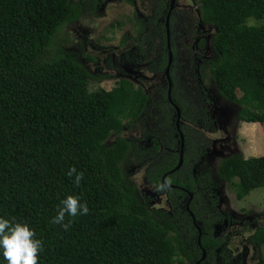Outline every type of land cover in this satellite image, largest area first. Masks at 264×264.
Listing matches in <instances>:
<instances>
[{
	"label": "trees",
	"instance_id": "obj_1",
	"mask_svg": "<svg viewBox=\"0 0 264 264\" xmlns=\"http://www.w3.org/2000/svg\"><path fill=\"white\" fill-rule=\"evenodd\" d=\"M196 2L203 20L216 29L209 72L218 94L240 106L237 122L264 125V0ZM88 3L0 0V216L34 231L42 246L37 264H184L182 252L192 261L182 237L186 226L166 211H150L127 172L132 143L123 135L125 127L138 125L139 140L149 134L144 86L93 74L81 55L63 46L68 39L60 34L80 19ZM110 80L116 85L107 90L102 84ZM164 115L166 134L171 119ZM201 140V147L186 145L179 168L185 176L178 170L167 182L195 186L186 164L189 155L200 149L204 154L208 146ZM177 159L165 154L157 159L148 180L172 170ZM218 174L240 199L264 190V155L225 159ZM69 195L86 204L87 214L65 212L61 223H53ZM206 208L198 207V219L206 221ZM210 239L203 236L201 245ZM250 242L263 246L264 229ZM0 264H6L2 256Z\"/></svg>",
	"mask_w": 264,
	"mask_h": 264
},
{
	"label": "flooded vegetation",
	"instance_id": "obj_2",
	"mask_svg": "<svg viewBox=\"0 0 264 264\" xmlns=\"http://www.w3.org/2000/svg\"><path fill=\"white\" fill-rule=\"evenodd\" d=\"M107 4H123L133 8L132 14L139 23L137 37L126 36L121 38L118 41V47H114L115 45L103 47L101 51L98 50V54L90 52L86 48L88 51L86 54L92 58L87 60L86 57L84 60L90 68L99 67V71L95 74H105L107 71V75L115 77L117 81L124 78L144 86L148 96L147 111L150 113L145 119L149 134L144 136V140H139L141 137L139 126H132L131 130L137 128V138L142 144L152 138L153 154L138 169L136 174L139 175L136 178L132 177L139 197L142 198V202L147 205L150 211H166L163 207H168L169 217L178 218L177 221L187 227L182 231V237L187 243H185L186 249L192 256V261L187 259L184 252L182 255L184 254V259L188 264H248L246 260H241L245 256L244 253L235 256L234 252L238 251L237 247L235 249L225 247L227 239L224 238V234L227 231H232V228L225 224V218L218 209L217 200L214 198L212 204L208 206L203 198V194L215 197L219 196V193L213 188L205 190L199 188L198 191L196 188L197 178L192 172L197 163L208 162L212 156H219L215 167L217 176L222 182L230 186V183L219 176L218 166L226 158L242 155L233 151L232 144H225L231 136V131L228 130L229 136L227 129L224 128L228 112L226 108L219 105V102L237 104L228 102L220 96L215 85L216 92L213 94L212 90L206 88L201 81L200 69L205 66L210 69V60L213 56L212 42L216 33L215 26L203 20L196 0H97L95 6L91 5L92 10L98 13L101 11L104 15L110 11L115 12L109 9ZM111 52L118 58V62H115L114 65L109 61ZM90 62L93 63V66L89 65ZM121 62L123 65H120ZM141 67L146 68L147 73L150 72L152 75L148 78L130 74L121 77L115 73L123 70L129 73L134 71L139 74L137 68ZM160 86L163 89L158 91ZM180 104H182L183 109ZM166 113L170 114L171 120L168 124L171 128L168 130L169 133L165 134L166 127L163 126V122L166 120L164 115ZM219 132L226 133V136H218L217 133ZM155 133L160 134L156 136ZM180 133H182L184 140L181 139ZM232 134L233 137L230 142L234 139L233 131ZM201 139L208 146L204 154L201 155L202 150L200 149L196 154L197 156L189 155L186 164V170L191 171L190 174L196 182L195 186H191L192 190L167 182L168 175L181 170L174 171L179 163L181 152L183 155L185 153L186 145L192 148L201 147ZM170 143L173 147H170ZM216 145L228 146L225 157L218 154ZM164 154L165 156L171 155L173 158L177 155V164L161 177L158 176L159 178H156L155 181L148 180L146 174L155 170L153 168L154 162L162 158ZM185 174L186 171L181 170L179 175L185 176ZM177 190L182 191L184 196H178V192L175 193ZM235 196L238 201L242 200L238 198L237 192ZM195 199L200 201H195ZM201 201L206 205L200 206ZM204 206L210 209L209 214L204 216L206 221L198 219L195 214V212H200L198 207ZM191 207L196 209L192 211ZM219 226H222L221 229L224 232L222 235L216 236L215 233ZM205 235L210 236L212 240L210 239V244L203 247L201 239ZM251 238L246 242L244 249L249 247L247 244L252 246ZM239 239L236 240V243ZM241 240L245 241L246 239L243 237Z\"/></svg>",
	"mask_w": 264,
	"mask_h": 264
},
{
	"label": "rangeland",
	"instance_id": "obj_3",
	"mask_svg": "<svg viewBox=\"0 0 264 264\" xmlns=\"http://www.w3.org/2000/svg\"><path fill=\"white\" fill-rule=\"evenodd\" d=\"M88 4L89 7L84 11V14L80 17V19L69 24L66 28L67 31L64 30V32L60 34V38L65 39V41L68 39L66 44H63L67 51L72 52L73 54L81 55L80 60L87 67L88 65L84 60L87 55L86 52H88L86 51V48H88L90 52L98 54V50L101 51V48L103 47H110L113 45H115L114 47H118V41H120L121 38H125L126 36L137 37V29L139 28V23L132 14L133 8H130L128 5L107 4V7L115 12L110 11L104 15L101 11L98 13L97 11L92 10L90 0ZM118 21L125 22L121 28L115 26V23ZM111 25H114L113 32L110 31L112 30ZM109 61L112 65H114L115 62H118V58L111 52L109 55ZM89 65L93 66V63L90 62ZM120 65H123V62H121ZM98 71L99 67L95 68L93 66L92 72L95 74V72ZM137 71L139 74L134 71L129 73L123 70L115 73L117 76L121 77L130 74L135 76L141 75L148 78L152 75L150 72L147 73V69L143 67L137 68ZM200 73L203 85L206 88L211 89L212 93L215 94V84L209 73L208 67L205 66L204 68H201ZM105 74H107V71ZM115 85L116 82L113 83V80L106 81L102 84V86L107 90H110V88ZM95 87L98 88L97 85H93V88ZM237 94L238 96L242 95L240 91H238ZM219 105L226 108L228 112L225 118L226 124H224V128L227 129V133L229 129L231 131V136L228 133L230 137L225 144H232L233 151L239 152L244 156V158L264 155V125L238 123L237 113L239 111V105L224 104L223 101L219 102ZM222 121L224 120L222 119ZM131 128V125H127L125 127L126 130L124 131V134H122L127 138L129 137V140L132 143L130 161L126 166L128 175L132 179V177L136 178L139 175L136 174V172L144 165V161L152 156L153 142L151 141V138L145 144H141L137 138V128L133 130H131ZM232 131L235 134V140L232 139V142H230L233 137ZM217 134L220 137H223L224 135L226 136V133L223 132H219ZM218 136H216V138H219ZM113 138L108 143H111ZM225 146L216 145V149L219 152L218 154L222 157L227 155L226 151H228V146ZM218 157L219 156H212L208 162L205 161L204 163H197L194 171H192L193 175L197 178L196 188L198 191L199 188L204 190L213 188L217 191V193H219V196L215 197L203 194V198L208 206L212 204V200L214 198L217 200L218 209L223 213L225 224L230 225L232 228V231H227L224 234V238L227 239L225 241L227 242L225 247L233 249L237 247L238 251L234 252L235 256L237 257L238 254L244 253L245 256L242 257L241 260H246L248 264H264V245L257 247L253 244L252 246L247 244L249 247L244 249L248 239L256 234L258 230L264 229V190L252 192L250 195H247L242 198V200L238 201L235 196L236 189H234L233 186H229L228 184L222 182L217 176L215 167L218 162ZM163 208H165L168 214L169 208ZM221 227L222 226H219L218 230H216V236L223 234L224 230L221 229ZM173 234L174 233L172 232V235ZM243 237L246 239L245 241L241 240ZM237 239L239 240L236 243ZM184 258L183 254L182 260L184 261V264H188Z\"/></svg>",
	"mask_w": 264,
	"mask_h": 264
},
{
	"label": "clouds",
	"instance_id": "obj_4",
	"mask_svg": "<svg viewBox=\"0 0 264 264\" xmlns=\"http://www.w3.org/2000/svg\"><path fill=\"white\" fill-rule=\"evenodd\" d=\"M71 171L69 174H71ZM79 179L80 174L76 177L77 183H79ZM60 203L63 207L59 208L57 215L53 218V223H61L64 219L65 212L70 216H76L78 209L81 215L87 214L88 212L86 204L79 203L78 197L69 195L61 200ZM61 226L68 227L66 224H61ZM34 236V231L26 223L10 221L0 216V256L3 257L6 264H37V252L42 246L39 239H33Z\"/></svg>",
	"mask_w": 264,
	"mask_h": 264
},
{
	"label": "water",
	"instance_id": "obj_5",
	"mask_svg": "<svg viewBox=\"0 0 264 264\" xmlns=\"http://www.w3.org/2000/svg\"><path fill=\"white\" fill-rule=\"evenodd\" d=\"M179 117H180V111L178 112V120H179ZM180 134H181V139L184 140V137H183L182 133H180ZM182 163H183V152H181V157H180V159H179V163H178V165L175 167L174 171H175V170H178V169L181 167Z\"/></svg>",
	"mask_w": 264,
	"mask_h": 264
},
{
	"label": "bare ground",
	"instance_id": "obj_6",
	"mask_svg": "<svg viewBox=\"0 0 264 264\" xmlns=\"http://www.w3.org/2000/svg\"><path fill=\"white\" fill-rule=\"evenodd\" d=\"M252 124V123H251Z\"/></svg>",
	"mask_w": 264,
	"mask_h": 264
}]
</instances>
